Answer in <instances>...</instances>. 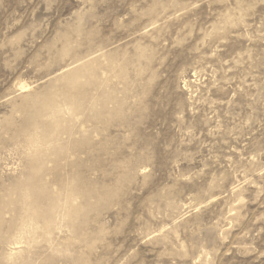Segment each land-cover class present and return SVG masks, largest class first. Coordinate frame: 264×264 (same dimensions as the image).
I'll return each instance as SVG.
<instances>
[{
	"label": "rangeland",
	"instance_id": "obj_1",
	"mask_svg": "<svg viewBox=\"0 0 264 264\" xmlns=\"http://www.w3.org/2000/svg\"><path fill=\"white\" fill-rule=\"evenodd\" d=\"M0 264H264V0H0Z\"/></svg>",
	"mask_w": 264,
	"mask_h": 264
},
{
	"label": "bare ground",
	"instance_id": "obj_2",
	"mask_svg": "<svg viewBox=\"0 0 264 264\" xmlns=\"http://www.w3.org/2000/svg\"><path fill=\"white\" fill-rule=\"evenodd\" d=\"M74 75V74H73ZM78 75V74H77ZM72 76V75H71ZM69 78H72L73 80H71L72 81V85L70 86V87H72V88H76V87H78L79 86V82H78V77H76V75H74V77H69ZM69 78H67V79H69ZM67 81V80H66ZM69 81V80H68ZM68 89V88H67ZM73 90V89H72ZM69 92V91H68ZM49 102V101H48ZM47 103V102H46ZM55 102H53V105H55L54 104ZM77 102L76 101H74V103H73V105H75ZM49 104V103H48ZM52 105V106H53ZM70 105H72V104H70ZM79 105V104H78ZM50 106V105H49ZM59 107V106H58ZM47 108V107H46ZM50 109L52 108V107H49ZM57 108V107H56ZM56 108H52L53 109V113H55V116H61V114H63V113H61V114H58L60 111L58 110V109H56ZM74 108V107H73ZM51 109V110H52ZM61 109V108H60ZM49 110V109H48ZM56 114H58V115H56ZM54 116V115H53ZM50 125V124H49ZM52 127V126H51ZM51 127H50V129H51ZM54 128H55V126H54ZM53 128V129H54ZM57 128V127H56ZM41 130V129H40ZM51 131V130H50ZM53 133H55L54 131H52ZM77 146V145H76Z\"/></svg>",
	"mask_w": 264,
	"mask_h": 264
}]
</instances>
